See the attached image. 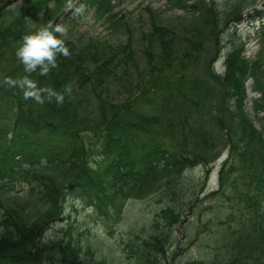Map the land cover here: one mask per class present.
Here are the masks:
<instances>
[{"label": "trees", "instance_id": "obj_1", "mask_svg": "<svg viewBox=\"0 0 264 264\" xmlns=\"http://www.w3.org/2000/svg\"><path fill=\"white\" fill-rule=\"evenodd\" d=\"M15 1L0 0V264H47L51 252L42 236L64 218L67 196L85 199L102 216H119L131 198L159 190L176 194L181 173L210 162L224 146L230 162L220 172L222 195L239 220L222 245L223 262L264 264V23L253 58L236 46L224 72L212 65L220 34L240 20L244 0L223 9L214 1L170 0L187 11L171 19L146 6L149 26L138 44L130 36L116 44L67 36L71 58L59 57L47 76L32 74L41 87L72 85L71 97L59 106L25 100L2 81L24 75L15 56L22 36L34 24L55 25L74 0ZM116 1L83 0L96 19L121 26ZM248 78L260 94L252 102L255 112H263L259 128L244 107ZM93 139L100 160L92 158ZM19 182L27 186L22 193ZM162 214L171 227L181 211L168 206ZM169 236L136 244L137 264H160ZM63 248L71 256L62 264H105L82 262L70 242Z\"/></svg>", "mask_w": 264, "mask_h": 264}, {"label": "rangeland", "instance_id": "obj_2", "mask_svg": "<svg viewBox=\"0 0 264 264\" xmlns=\"http://www.w3.org/2000/svg\"><path fill=\"white\" fill-rule=\"evenodd\" d=\"M19 1L16 0L14 4ZM215 1L223 6L230 0ZM147 5L162 19H171L187 12L183 8L171 7L170 0H119L116 10L123 16L124 23L114 26L106 20H96L92 8L89 9L87 5L72 2L56 24L67 27V35L71 37L81 36L83 40L96 38L101 42L116 44L125 41L129 35L136 38L141 30L149 26L145 11ZM254 5L258 14H261L258 16L264 18V0H255ZM253 7H245L241 24H231L225 29L218 67L223 64L227 52L239 40L244 42L243 53L246 57H252L257 52L259 45L254 39H249L255 21V18L249 20V13L255 9ZM251 82V79L246 82L247 110L250 109L251 99L257 96L250 89ZM260 123L259 118H254L256 127H259ZM93 141L95 150L92 156L99 157L96 151L99 142L96 139ZM226 156L227 150L209 165L204 183L201 182L206 174L205 167L196 166L184 172L179 183L181 189L176 195L159 191L143 199H130L116 220L113 219L115 217L103 218L94 207L87 205L83 198L67 197L64 203V219L54 222L43 235V241L53 252V261L50 260L49 263H66L63 259L70 254L65 250L66 256L63 255L62 250L65 248L62 246L70 242L85 263H96L104 257L110 264H135L130 253L131 245L137 241L142 242L155 231L168 230L166 220L158 213L161 208L170 205L176 209L182 206L184 212L181 220L173 226L168 251L162 264H221L218 261L222 260L224 250L216 240L222 230L239 220L234 213L230 214L229 202L221 194L211 195V191L218 188V172ZM22 186L26 188L23 184L18 187ZM261 202L264 205V200ZM156 222L158 227L154 225Z\"/></svg>", "mask_w": 264, "mask_h": 264}, {"label": "clouds", "instance_id": "obj_3", "mask_svg": "<svg viewBox=\"0 0 264 264\" xmlns=\"http://www.w3.org/2000/svg\"><path fill=\"white\" fill-rule=\"evenodd\" d=\"M67 32V27L61 24L54 25L51 21L42 25L34 24L33 30L22 36L15 50V56L22 65L24 75L18 78L4 77L3 86L19 89L25 100H32L39 105L51 103L53 100L58 106L62 105L66 96L71 97L72 85H66L62 91L41 87L37 80L32 78V74L47 76L58 67L59 57L71 58L72 52L66 44ZM93 159L100 160L102 156ZM89 167L95 168V164L90 162Z\"/></svg>", "mask_w": 264, "mask_h": 264}]
</instances>
